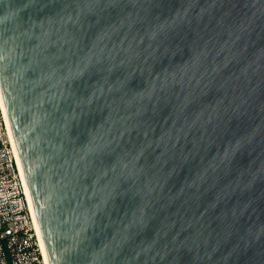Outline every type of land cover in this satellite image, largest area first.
I'll use <instances>...</instances> for the list:
<instances>
[{"label":"water","instance_id":"95a60500","mask_svg":"<svg viewBox=\"0 0 264 264\" xmlns=\"http://www.w3.org/2000/svg\"><path fill=\"white\" fill-rule=\"evenodd\" d=\"M0 89L49 264H264V0H0Z\"/></svg>","mask_w":264,"mask_h":264},{"label":"built area","instance_id":"2783aa9c","mask_svg":"<svg viewBox=\"0 0 264 264\" xmlns=\"http://www.w3.org/2000/svg\"><path fill=\"white\" fill-rule=\"evenodd\" d=\"M0 264H49L1 89Z\"/></svg>","mask_w":264,"mask_h":264},{"label":"bare ground","instance_id":"6f19581e","mask_svg":"<svg viewBox=\"0 0 264 264\" xmlns=\"http://www.w3.org/2000/svg\"><path fill=\"white\" fill-rule=\"evenodd\" d=\"M21 161V160H20ZM22 165V164H21ZM30 193V192H29ZM31 196V195H30ZM45 251H46V248H45ZM46 255H47V252H46ZM47 260H48V256H47ZM49 262V261H48Z\"/></svg>","mask_w":264,"mask_h":264}]
</instances>
